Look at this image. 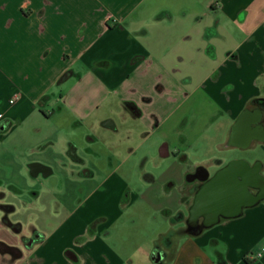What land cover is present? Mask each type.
I'll use <instances>...</instances> for the list:
<instances>
[{"label": "crops", "instance_id": "crops-1", "mask_svg": "<svg viewBox=\"0 0 264 264\" xmlns=\"http://www.w3.org/2000/svg\"><path fill=\"white\" fill-rule=\"evenodd\" d=\"M214 23L217 34L206 35ZM156 25L163 30L155 33ZM208 43L215 47L211 63ZM195 58L207 62L206 75L219 71L217 85H234L233 101L259 93L264 0H0V201L10 197L14 205L15 196H25L22 203L36 214L28 231L29 223L10 216L14 205L7 218L20 223L21 232L15 233L0 211V242L21 251L10 263L1 261L9 254L0 252V264H264V252L255 257L264 247L262 202L196 235L171 233L183 225L179 216L188 203L180 186L191 170H184L178 183L174 177L163 181L164 194L176 204L157 201L156 213L166 221L154 234L158 238L135 236L137 243L117 248V234L111 240L115 223L129 226L136 220L120 215L131 201L128 179L118 174L120 164L103 175L100 135L110 152L119 128L133 133L131 126L116 123V111L124 121L140 118L157 130L179 124L185 112L176 110L184 105L185 87L177 80L181 70L171 63ZM70 69L63 85H56ZM124 102H134L140 115ZM237 110L233 105L231 114ZM173 130L182 137V129ZM69 143L82 163L68 155ZM167 150L155 166L171 157L178 168L186 160L182 150L170 154L168 145ZM57 174L66 183L60 189L78 183L74 205L64 204L56 193ZM151 174V181L149 172L144 181L153 186L158 176ZM42 215L52 217L51 228L41 222ZM99 217L104 223L89 234L87 226ZM30 232L37 239L25 247L21 236ZM66 250L77 259L68 258ZM154 252L162 254L160 260Z\"/></svg>", "mask_w": 264, "mask_h": 264}, {"label": "rangeland", "instance_id": "rangeland-1", "mask_svg": "<svg viewBox=\"0 0 264 264\" xmlns=\"http://www.w3.org/2000/svg\"><path fill=\"white\" fill-rule=\"evenodd\" d=\"M176 19L178 18H175V20ZM179 19H181V17H179ZM162 30L163 28L156 25L155 33L161 32ZM175 62H177V65H175ZM171 64L181 70V76L184 74L190 75L194 80L193 86H188L183 90L184 92H191V94L195 91L194 95L189 99H186L187 102L182 106V109L176 110L177 114H180L182 111L185 113L188 112L184 123L181 122V119L180 123L182 124H175L171 128L163 126L157 130V128H152L150 125L146 126L144 123H141L140 118H129L124 121L119 117L120 115L116 111V115L113 116L116 119V123L120 127L131 126L133 133H127L123 128H119L120 132L113 135V147H111L112 151L110 152L104 149L105 146H108V140L106 138H103L100 135L101 141L97 142L98 147L102 150V157L100 158L99 163L104 168L102 170L103 175L112 170L114 166L120 164L118 174L126 175L131 187L128 193V198H130L131 201L124 205L122 208V214L120 215L124 220L128 221L134 219L136 221L129 226L124 224L121 225L117 222L112 227V229L115 230V233L111 229L114 234L111 240L115 242L117 237L119 240V243L116 242V248L137 243V237L139 241L145 239L146 236H149V241L158 238V236H154V234L166 225V221L164 220L165 218L163 214L156 213L157 210L155 209V205L157 201L167 202L170 206L176 204L175 198L164 194L166 192L162 187V184L168 177H174L177 180L176 183H178L183 177L184 170H194L197 164L210 159L209 157L212 155H218V157H221L222 159L242 155L246 156L248 160H245L249 163H253L256 160L264 163V149L259 145L249 149L247 153H239L237 151L234 152L232 150H227L222 146L224 142L215 139V125H211L206 119L210 112H212V108L205 103L202 90L196 89L199 85L198 82L205 73L207 62L204 58H195L193 60L186 59L179 62L173 61ZM171 75L173 74L171 73ZM60 85L63 84L61 83L59 86ZM143 86L145 87L146 83H144ZM154 100L152 99L151 101ZM159 106L160 104H158V101H155L152 108L157 109ZM215 111L216 110H214V112ZM176 128L182 129V137L186 139L185 142H180V138L182 137L178 139L179 136L177 137L173 132V129ZM161 130H164L170 136L164 138L160 133ZM165 141L170 143L172 149L182 150L183 153L186 154V160L184 163H181L178 168L176 165L172 164L171 157L163 159L160 165H154L153 158L156 156L160 146ZM130 149L133 150L131 155L129 153ZM149 154L153 155L151 160L148 158ZM91 156L93 157V155ZM210 170L213 173L216 171L213 166ZM147 172L154 173L158 176V181L155 185L151 186V184L144 181V174ZM54 180L56 187L59 190V192L56 193L62 197L64 204L72 203L74 205L76 203V194L79 186L78 183L72 181V185H66L63 189H60V185L66 184L64 183V179L61 175L57 174ZM171 191L175 192V189H172ZM25 198V196H15L14 205H18V207L14 214L10 216L29 223L27 224V230L30 231V227L33 226V219L36 217V214L35 212H29L26 208V204L22 203L21 200L24 201ZM10 199V197H6L3 199V202L12 203L9 202L11 201ZM51 201V203H54L53 200ZM261 202L264 204V200ZM53 207L54 204H52L51 211ZM0 211L2 212V210ZM40 219H42L41 222L44 223L47 229L51 228L52 223H54L51 216L42 215V218ZM103 223V221H99L96 226ZM115 234H117V237ZM132 236L135 239H133Z\"/></svg>", "mask_w": 264, "mask_h": 264}, {"label": "flooded vegetation", "instance_id": "flooded-vegetation-1", "mask_svg": "<svg viewBox=\"0 0 264 264\" xmlns=\"http://www.w3.org/2000/svg\"><path fill=\"white\" fill-rule=\"evenodd\" d=\"M205 34H217L215 23L205 29ZM214 49L215 47L213 46V44L208 43L207 53L210 58L208 60L210 63L213 62L216 57ZM220 77V73L217 70L211 71V73L207 75L205 72L198 82L200 84L196 88L197 90H202L205 98V103L212 108V112H210L206 119L211 125H215V137L218 136L219 138H221V141L224 142L222 145L224 148H226L227 150H232L234 152L237 151L239 153H247L249 149L255 147L256 145H259L264 149V86H260L259 93L255 95L249 96L247 98L241 97L239 95L237 100L233 101L232 93L234 91V85L231 83L217 85ZM177 80H179L180 84L185 88H187L188 86H193L194 84V80L190 75L184 74ZM183 96L185 97L184 104H186V99L190 98L189 92H183ZM127 104L130 110L134 112L138 109L134 102H127ZM233 105H235L238 110L232 115L231 109L233 108ZM214 110L216 111L214 112ZM187 114L188 112L182 116V123H184ZM182 140L183 138L180 139V142H183ZM167 145L170 148V154H175L177 150L174 148L172 149L170 143L165 141L164 143H162L156 156L153 158L154 164H157L159 162L161 156L168 153ZM231 146L234 147L230 148ZM182 154V156L185 157L186 154H184L183 151ZM232 159L245 160L247 158L246 156L242 155L233 156L226 159H222L221 157L211 158L203 164L196 165L194 170L185 174L183 183L180 186V191L185 194V198L188 204L184 214H180V216L176 214L177 217H182L183 225L178 229L172 231V234L186 231L198 234L217 224L216 223L212 226L205 227L206 219L202 216L198 217L192 222L188 216V209L192 205L194 197L199 194L203 187H205L209 183L211 185L217 184V182H213L212 179L214 177V174ZM73 160L78 161L79 163L83 162L80 158ZM212 166L216 170H214V173L210 170ZM262 174L264 175V163H262ZM89 175H92L91 171L89 172ZM152 177L153 175L149 172V181H151ZM262 186H264V180ZM250 190L252 196H257L260 193L261 188L254 187L250 188ZM218 212V223L222 222L223 220L229 219L225 217L230 212L228 206L222 208L221 211ZM31 229L32 228H30V230ZM36 239L37 237L35 232H30L28 236H21V240L24 243L25 247L28 246L30 242H35ZM0 252L1 254H3L2 256H4V254L6 253L9 254L7 258L1 259L3 263L13 262L16 257L21 255V251L19 249L7 246L1 242ZM154 253L156 255V253L158 252ZM160 255L162 256V254Z\"/></svg>", "mask_w": 264, "mask_h": 264}, {"label": "water", "instance_id": "water-1", "mask_svg": "<svg viewBox=\"0 0 264 264\" xmlns=\"http://www.w3.org/2000/svg\"><path fill=\"white\" fill-rule=\"evenodd\" d=\"M168 153L161 156L164 158ZM213 182L203 189L193 199L188 209L189 219L193 222L202 216L206 219L205 227L218 223V211L228 206L230 212L226 218L239 216L243 209L252 207L264 200V186H262L264 175L262 174V163L258 160L250 164L244 159H232L216 171ZM260 187L257 196L251 195L250 188ZM187 235H196L190 231L181 232ZM32 243L30 242L29 245ZM155 260H160V253H154Z\"/></svg>", "mask_w": 264, "mask_h": 264}, {"label": "trees", "instance_id": "trees-1", "mask_svg": "<svg viewBox=\"0 0 264 264\" xmlns=\"http://www.w3.org/2000/svg\"><path fill=\"white\" fill-rule=\"evenodd\" d=\"M72 72V69L70 70H67L65 71L64 73H62L61 75L58 76V78L56 79L55 83L56 85L58 84H61L62 81L64 79H66L69 74ZM125 106H127V102H124L123 103ZM140 115V110L137 109L135 111V116H139ZM67 153L68 155L72 158V159H77L79 158L77 156V154L75 153V145L74 144H70L69 143V146L67 147ZM12 187V186H11ZM4 193L2 191H0V199H2ZM127 196L125 195L124 196V199L126 198ZM0 210H2L3 212V216H2V221L4 224H6L7 226H9L15 233H20L21 232V225L19 222H11L8 220L7 216L9 214H11L12 212H14L15 210V207L13 204L11 203H5V202H1L0 201ZM103 218L99 217V218H95L94 220H92L89 225L87 226V229H88V233L89 234H92L95 230V227H96V224L101 221ZM65 255L68 257V258H71L73 261H75L77 258L71 253V251L69 250H66L65 251Z\"/></svg>", "mask_w": 264, "mask_h": 264}, {"label": "built area", "instance_id": "built-area-1", "mask_svg": "<svg viewBox=\"0 0 264 264\" xmlns=\"http://www.w3.org/2000/svg\"><path fill=\"white\" fill-rule=\"evenodd\" d=\"M13 102V98H11L10 103ZM1 116V115H0ZM264 252V247H262L258 252H256L255 257L258 258Z\"/></svg>", "mask_w": 264, "mask_h": 264}]
</instances>
